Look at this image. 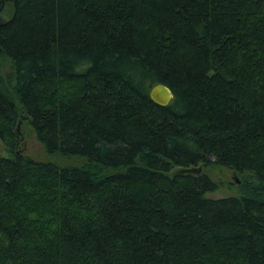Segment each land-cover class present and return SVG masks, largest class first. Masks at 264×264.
<instances>
[{"label": "trees", "instance_id": "1", "mask_svg": "<svg viewBox=\"0 0 264 264\" xmlns=\"http://www.w3.org/2000/svg\"><path fill=\"white\" fill-rule=\"evenodd\" d=\"M7 3L0 264H264V0ZM22 115L83 165L26 156Z\"/></svg>", "mask_w": 264, "mask_h": 264}, {"label": "rangeland", "instance_id": "2", "mask_svg": "<svg viewBox=\"0 0 264 264\" xmlns=\"http://www.w3.org/2000/svg\"><path fill=\"white\" fill-rule=\"evenodd\" d=\"M9 2V1H8ZM13 6L7 3L4 11L0 14V21H7L13 17ZM13 71L12 62L8 58H1L0 62V74L7 82L10 74ZM12 91V90H10ZM22 144L20 146L21 151L28 157L33 158L36 161H51L60 166H81L84 160L79 158L65 159L60 156H51L46 153L45 148L39 143L34 134L32 127L30 126L29 119L22 115L18 129ZM9 155L8 150L4 147L3 143L0 148V156ZM207 174L219 185L218 191L208 195L209 198L219 199L227 197H236L240 195L239 188L237 187L239 177L231 170L212 166L205 170ZM239 182H241L239 180Z\"/></svg>", "mask_w": 264, "mask_h": 264}, {"label": "water", "instance_id": "3", "mask_svg": "<svg viewBox=\"0 0 264 264\" xmlns=\"http://www.w3.org/2000/svg\"><path fill=\"white\" fill-rule=\"evenodd\" d=\"M150 98L155 104L162 106V107H166L174 99V94L169 87H167L163 84H157L151 89ZM1 146H2V139L0 136V148H1ZM188 171L199 173L201 170L200 169H198V170L191 169ZM237 182H239V181L237 180Z\"/></svg>", "mask_w": 264, "mask_h": 264}, {"label": "bare ground", "instance_id": "4", "mask_svg": "<svg viewBox=\"0 0 264 264\" xmlns=\"http://www.w3.org/2000/svg\"><path fill=\"white\" fill-rule=\"evenodd\" d=\"M201 172V171H200Z\"/></svg>", "mask_w": 264, "mask_h": 264}]
</instances>
